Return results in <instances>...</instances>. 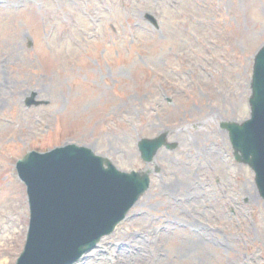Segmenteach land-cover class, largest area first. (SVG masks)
I'll return each instance as SVG.
<instances>
[{
    "label": "rangeland",
    "instance_id": "rangeland-1",
    "mask_svg": "<svg viewBox=\"0 0 264 264\" xmlns=\"http://www.w3.org/2000/svg\"><path fill=\"white\" fill-rule=\"evenodd\" d=\"M263 45L264 0H0V264L25 243L28 152L75 144L138 171L137 141L165 130L178 149L78 264H264V202L219 127L249 118Z\"/></svg>",
    "mask_w": 264,
    "mask_h": 264
},
{
    "label": "water",
    "instance_id": "water-1",
    "mask_svg": "<svg viewBox=\"0 0 264 264\" xmlns=\"http://www.w3.org/2000/svg\"><path fill=\"white\" fill-rule=\"evenodd\" d=\"M146 19L155 24L151 16ZM251 92L250 119L222 127L236 161L255 173L264 200V46L254 58ZM36 96L31 93L25 99L27 108L46 104ZM166 135L138 142L144 162H152L163 146L177 147L166 143ZM16 169L27 187L30 213L26 244L16 264H74L114 231L149 186L146 173L120 172L108 159L74 145L46 154L29 153Z\"/></svg>",
    "mask_w": 264,
    "mask_h": 264
},
{
    "label": "bare ground",
    "instance_id": "bare-ground-1",
    "mask_svg": "<svg viewBox=\"0 0 264 264\" xmlns=\"http://www.w3.org/2000/svg\"><path fill=\"white\" fill-rule=\"evenodd\" d=\"M9 264V263H8Z\"/></svg>",
    "mask_w": 264,
    "mask_h": 264
}]
</instances>
